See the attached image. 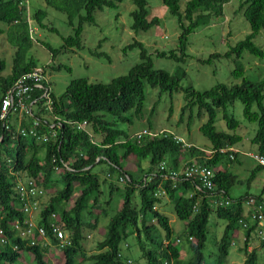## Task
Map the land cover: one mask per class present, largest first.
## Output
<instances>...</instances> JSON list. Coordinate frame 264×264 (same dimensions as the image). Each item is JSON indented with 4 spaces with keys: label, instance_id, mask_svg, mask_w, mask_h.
I'll use <instances>...</instances> for the list:
<instances>
[{
    "label": "trees",
    "instance_id": "16d2710c",
    "mask_svg": "<svg viewBox=\"0 0 264 264\" xmlns=\"http://www.w3.org/2000/svg\"><path fill=\"white\" fill-rule=\"evenodd\" d=\"M123 1L33 0L31 6L30 0H0V24L3 26L0 34H5L15 48L9 73H6L8 61L0 57V92H6L20 77L38 67V60L31 55L33 46L47 48L54 62L69 49H83L84 26L95 23L98 11L117 10ZM161 1L177 20L180 36L176 49L169 53L157 50L155 54L179 64L173 73L155 68L152 53L144 43L135 40L125 50L139 48L140 61L126 74L109 83H93L86 77L74 78L61 95L51 89V111L44 106L47 98L40 99L42 110L36 116L42 124L37 130L40 135H47L48 140L20 134L13 138L10 132L17 130L12 127L0 141V229L3 231L0 234V264H14L24 252L33 254L38 264H49L45 256L50 246L58 244L51 223L61 225L72 239V246L62 251L65 264H226L233 239L240 230H245L247 237L243 249L247 255L245 264H264V259L259 262V249L248 250L257 223L251 221L243 200L252 195L232 198L230 192L240 182L238 175L228 167L221 168L224 163L235 165L241 160V154L231 150L243 142L242 135L238 134L241 122L229 112L236 101L243 104L245 119L257 124L251 142L257 147L258 154L264 156V80L247 77L242 62L246 53L264 59V49L256 42L264 31V0H241L237 11L242 13L251 32L230 45L224 54L212 53L203 60L205 65H211L215 60L235 57L232 75L241 82L219 83L204 91H198L192 85L181 86L187 76L181 64L191 56L188 52L190 36L223 17L225 6L231 0ZM132 4L135 8L130 13V29L135 34L148 33L160 25L159 17L151 18L148 0H132ZM49 8L65 14L68 26L73 28L71 34L62 37L63 43L58 47L37 35L38 28L58 32L45 23ZM92 55L109 58L107 53L98 50ZM48 67L56 71L71 70L62 63ZM148 86L158 88L161 93L183 91L186 103L181 119L189 111V124L195 110L198 117L208 114L200 132L210 142L209 149L186 146L168 131L155 137L138 138L141 131L131 135L129 130L120 127L123 122L133 125L135 117L143 118ZM42 92L37 90L33 97L40 98ZM129 112L130 118L125 116ZM219 114H222L220 120L225 122L227 131H219L216 127ZM53 124L55 126L51 127ZM22 127L30 129L31 125L25 121ZM222 149L228 151L221 153ZM131 158H135L140 173L128 169L127 161ZM144 160L148 163L146 170L142 169ZM196 163L214 171L215 191H197L199 181L184 178L185 168ZM103 164L108 167L105 173L101 168L95 170ZM263 169L257 165L249 183ZM173 173L178 174L176 179L171 178ZM28 181H32L37 190L34 200L39 198L40 206L39 217L37 220L32 218L34 226L26 239L20 233L28 229L25 222L29 221V216L24 212L25 200L18 193V186ZM40 191L43 192L41 195ZM221 193L233 203L215 209L212 207L214 195ZM254 197L264 200L263 194ZM170 203L177 218L186 222L184 232L176 241L170 219L162 209ZM53 214L55 220L51 219ZM212 215L226 224L219 241V254L214 263H207L204 250ZM103 218L109 219L105 229L107 234L88 252L84 245L85 233L97 231ZM241 221L248 226L244 227ZM39 227L48 232L50 244L47 247L41 243ZM3 238L7 243H2ZM129 239L139 247L143 261L124 255L125 250L132 252ZM32 241L38 243L31 245ZM182 241L189 243V251L193 254L188 261L183 260L177 245ZM261 249H264V240H261Z\"/></svg>",
    "mask_w": 264,
    "mask_h": 264
},
{
    "label": "rangeland",
    "instance_id": "374dc122",
    "mask_svg": "<svg viewBox=\"0 0 264 264\" xmlns=\"http://www.w3.org/2000/svg\"><path fill=\"white\" fill-rule=\"evenodd\" d=\"M32 1L30 0L31 6ZM148 2L151 18L159 17L161 20L160 25L148 33L137 35L130 29L132 23L130 13L135 6L132 4V0H124L117 10L98 11L95 23L84 26L83 49H69L60 54L54 62L47 48L40 45L33 46L31 55L38 60L39 67L47 68L46 74L51 89L57 95H61L74 78L86 77L93 83H109L112 79L126 74L140 61L139 48L125 50V47L135 40L144 43L149 52L152 53L155 68L173 73L179 64L166 57H157L155 52L159 50L169 53L171 49L178 47L180 30L177 20L170 15L168 8L161 0H148ZM240 2L241 0H231L225 6L223 17L217 18L211 25L199 29L190 36L188 52L191 56L185 64H181L187 72V76L181 82L183 88L192 85L196 90L204 91L219 83L229 85L241 82L232 75V71L235 69V57L215 60L211 65L203 63V60L207 59L212 53L224 54L228 51L230 45H235L236 42L245 38L251 32L250 25L243 18L242 13L237 11ZM43 7L45 8L44 5ZM47 10L49 17L45 20V23L50 27H55L58 32L38 28L37 35L41 40L49 41L53 46L58 47L63 43L62 37L71 34L73 28L68 26L65 14L52 8ZM0 27L3 28L1 24ZM256 42L264 49V31L261 32ZM99 45H101L100 48H98ZM95 50L107 53L109 58L93 56L92 52ZM14 53L15 48L10 44L7 36L0 34V57L6 59L9 64L6 73L11 70ZM242 62L247 77L252 80H264V59L246 53L242 58ZM61 63L68 65L71 70L64 68L56 71L48 67L50 64L58 65ZM146 92V109L143 118L138 119L135 117L133 125H130L129 122L121 123L120 127L122 129L129 130L131 135H136L139 131L145 129L156 133L168 131L172 132L186 146H194L201 150L209 149L210 142L200 132V127L208 120V114L205 113V115L198 117L196 115L197 110H195V115L191 118L192 123L189 124L190 112L187 111L182 120L183 108L186 103L183 91H175L172 94L161 93L158 88L148 86ZM170 108H173L172 112ZM229 112L241 122L238 134L243 137V142L237 145V149L241 152V165L230 166L228 163L221 165V168L228 167L231 172L238 175L240 181L233 187L230 196L239 197L246 194L258 196L263 194L264 198V169L260 171L255 180L250 183L248 181L252 170L258 165L253 158L248 156L250 152L258 154L257 147L251 142L257 131V124L250 123L245 119L241 101H236ZM125 116L130 118L131 113L129 112ZM220 117H222V114H219L216 127L219 131H227L226 124L223 120H220ZM150 125H152V129H150ZM136 163L135 158H131L127 161V166L132 173L138 174L140 172L137 171ZM147 164V160H144L142 169L146 170ZM99 168L103 169L104 173L108 169L105 164L98 166L95 170L97 171ZM120 185H123V183H120ZM166 201L165 203H167ZM162 209L170 219L171 227L174 229L173 239L176 241L177 236L184 232L186 222L177 218L171 203L165 205ZM214 215L211 217L210 232L204 250L207 263H214L219 254V241L223 236L226 224L224 220L214 218ZM38 217L39 214L36 213L33 219L37 220ZM107 222H109V219L103 218L97 231L91 232L90 230L85 233L87 239L84 245L88 252H91L97 243L104 239L107 234V231H105V229L107 230ZM254 233L249 239L248 250L259 249L258 258L259 262L262 263L264 249H261V239L256 232ZM129 242L132 244V252L125 250L124 255L140 262L143 261L141 259L142 253L134 240L129 239ZM177 245L183 254V260L188 261L193 256L192 252L189 251V243L182 241L177 242ZM244 247V240L237 241V244L233 245L230 250L226 264H245L247 255L243 252ZM45 257L49 264H65L62 251L58 248L50 247ZM14 264H38V262L33 254L24 252Z\"/></svg>",
    "mask_w": 264,
    "mask_h": 264
},
{
    "label": "built area",
    "instance_id": "2783aa9c",
    "mask_svg": "<svg viewBox=\"0 0 264 264\" xmlns=\"http://www.w3.org/2000/svg\"><path fill=\"white\" fill-rule=\"evenodd\" d=\"M46 69V67L43 68L38 66L31 72H28L20 77L11 88L6 90V92H0V141L3 140L6 132L11 131L12 127H16L17 130L16 132H10L13 134V138L20 134L22 137L32 136L37 139L48 140L47 135L39 134L37 128L42 124V120L36 116L37 112L42 110L41 105H39L40 99L47 98V102H45L44 106L50 111L52 109L50 105L51 87L50 85H46V83H48ZM37 90L43 91L40 98L33 97ZM25 121L30 123V129L22 127V124ZM50 126L54 127L55 125L53 124ZM158 134L159 133H156L155 131H149L145 129L138 134V138H141L145 135L155 137ZM231 150L236 152L234 148H231ZM227 151V149L220 150L221 153H226ZM250 156L258 163V165L264 167V156L260 154H250ZM231 158L234 159L235 155L232 154ZM67 168L70 169L68 166ZM183 176L186 179L193 178L199 181V184L196 185L197 191L213 192L216 190V186L214 184L215 173L207 166L198 163L193 164L192 166L185 168ZM177 177V173H173L171 176L172 179H176ZM122 180L123 179H121V181ZM18 187V193L21 195L22 199L25 200L24 212L29 216V221L25 222V224L28 225V229H26V231H22L20 235L27 239L30 237L29 235H31V228L34 226L32 218L35 213L39 211V198L34 200V198L37 196V190L32 181L21 183ZM39 193V195H41L43 192L40 191ZM161 194H163V192H161L160 195ZM232 203V199H230L228 196H225L224 193H221L218 196L214 195L212 207L217 209L229 206ZM243 205L249 211L251 221L253 223H257V236L261 240H264V200H258L254 196H248L243 200ZM51 219L55 220L56 215L53 214ZM241 223L244 225V227L248 226V224L243 221H241ZM51 230L53 235L58 240L57 247L59 250L64 251L68 247L72 246L73 242L70 234L67 230L62 228L61 225L51 223ZM0 234H3L1 229ZM38 234L42 238L41 243L47 247L50 242L47 239L48 232L46 228L39 227ZM2 243H7V240L3 238ZM37 243L32 241L31 245H35ZM15 249H18L17 246H15Z\"/></svg>",
    "mask_w": 264,
    "mask_h": 264
},
{
    "label": "crops",
    "instance_id": "0c3cea01",
    "mask_svg": "<svg viewBox=\"0 0 264 264\" xmlns=\"http://www.w3.org/2000/svg\"><path fill=\"white\" fill-rule=\"evenodd\" d=\"M235 150H236V152H238V153H240L241 154V152L237 149V146L234 148ZM250 154H253V153H249L248 154V156L249 157H251L250 156ZM256 155V154H255ZM252 158V157H251ZM255 161V160H254ZM256 162V161H255ZM241 160H240V163H239V165H241ZM258 164V163H257ZM231 166V165H230ZM129 170H130V168H128ZM246 195H249V194H246ZM241 196H244V195H241ZM241 196H239V197H241ZM232 197V196H231ZM239 197H232V198H239ZM247 210V209H246ZM248 213H249V211H248ZM254 235H255V233H254ZM246 239H247V237H246V231L245 230H240L237 234H236V236L234 237V239H233V245H236L237 244V241H239V240H244V241H246ZM58 245V244H57ZM57 245H55V246H52V247H55V248H58L57 247ZM51 247V246H50ZM233 247V246H232ZM249 251H252V249H249Z\"/></svg>",
    "mask_w": 264,
    "mask_h": 264
},
{
    "label": "clouds",
    "instance_id": "9594fccd",
    "mask_svg": "<svg viewBox=\"0 0 264 264\" xmlns=\"http://www.w3.org/2000/svg\"><path fill=\"white\" fill-rule=\"evenodd\" d=\"M122 179V178H121Z\"/></svg>",
    "mask_w": 264,
    "mask_h": 264
}]
</instances>
